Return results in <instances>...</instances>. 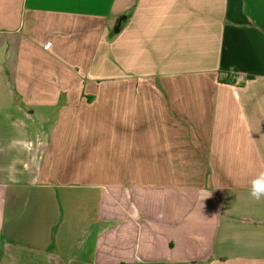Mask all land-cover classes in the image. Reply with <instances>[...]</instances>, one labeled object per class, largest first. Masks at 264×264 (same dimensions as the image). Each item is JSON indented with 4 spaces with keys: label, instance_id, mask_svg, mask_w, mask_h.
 Listing matches in <instances>:
<instances>
[{
    "label": "crops",
    "instance_id": "obj_1",
    "mask_svg": "<svg viewBox=\"0 0 264 264\" xmlns=\"http://www.w3.org/2000/svg\"><path fill=\"white\" fill-rule=\"evenodd\" d=\"M264 0H0V264H264Z\"/></svg>",
    "mask_w": 264,
    "mask_h": 264
},
{
    "label": "clouds",
    "instance_id": "obj_2",
    "mask_svg": "<svg viewBox=\"0 0 264 264\" xmlns=\"http://www.w3.org/2000/svg\"><path fill=\"white\" fill-rule=\"evenodd\" d=\"M250 195L256 200L264 197V171L259 172L251 181Z\"/></svg>",
    "mask_w": 264,
    "mask_h": 264
}]
</instances>
